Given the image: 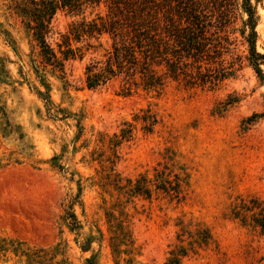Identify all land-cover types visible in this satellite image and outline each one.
<instances>
[{
	"label": "rangeland",
	"instance_id": "obj_1",
	"mask_svg": "<svg viewBox=\"0 0 264 264\" xmlns=\"http://www.w3.org/2000/svg\"><path fill=\"white\" fill-rule=\"evenodd\" d=\"M252 4L255 49L264 54V0ZM97 12L105 6L84 14ZM215 16L200 63L183 60L194 78L148 87L139 73L121 72L89 88L86 66L106 63L110 35L71 39L82 58L66 61L65 78L48 72L43 80L30 37L0 0V264L93 256L97 264H162L180 238L186 245L183 230L198 227L211 239L183 264H264V232L253 221V206L264 207V61L259 74L241 0L227 19ZM79 19L56 11L49 41L57 52ZM209 73L220 79H197ZM142 117L156 119L150 131ZM142 178L149 196L128 190Z\"/></svg>",
	"mask_w": 264,
	"mask_h": 264
},
{
	"label": "trees",
	"instance_id": "obj_2",
	"mask_svg": "<svg viewBox=\"0 0 264 264\" xmlns=\"http://www.w3.org/2000/svg\"><path fill=\"white\" fill-rule=\"evenodd\" d=\"M8 1L12 14L20 20L32 41L30 49L32 67L39 72L43 80L48 72L65 78L66 61L76 57L82 58L81 47L72 48L71 39L88 41L93 38L99 42L104 33L110 35L113 52L110 54V51H107L109 57L106 63L100 66L99 62H94L86 66L85 82L89 88H95L114 74L121 72L132 76L139 73L141 80L148 87L162 85L163 79L167 76L176 79L183 74L191 79L194 78L191 72L185 70L191 63L183 60L193 58L200 63L202 58L199 59L201 56L199 53L202 54L203 50H198V47L205 46L206 43L203 41L209 38L207 32L211 24L208 18L216 14V20L221 22L230 16L233 8L238 6V0ZM101 4L105 6L103 15L97 12L96 17L88 18L84 14L88 8L92 12ZM60 8L67 10V13L73 17L80 16V19L71 21L68 33L64 36L65 48L58 44L57 52L52 47L49 37L52 34V18ZM241 8L247 14L244 24L248 33L244 38L248 45V58L255 65L256 71L262 74L258 64L259 61H264V54L255 49L256 6H253L252 0H241ZM87 45L92 46L90 43ZM196 67L201 74V66ZM197 79H200L201 83H214L215 79L219 80L220 77L212 78L209 73L200 75ZM141 119L144 122L143 128L147 131H150L156 122V119L149 120L150 118L143 117ZM131 131V127L123 128L121 139L131 137ZM128 187V190L134 193L149 196L150 188L143 178L134 185L129 182ZM161 188L166 192L169 190L165 186ZM253 207L257 209L253 221L264 232V207L259 205ZM121 230V239L129 240L128 230L124 227H121ZM183 232L188 235L186 245L180 238L178 243L169 249L162 264H183L184 257L196 253L198 248L206 245L211 239V234L205 227H198L194 231L183 230ZM111 245L114 249V242H111ZM46 255L47 252L43 250L41 257L47 259ZM86 264H97L96 258L93 256L87 259Z\"/></svg>",
	"mask_w": 264,
	"mask_h": 264
}]
</instances>
